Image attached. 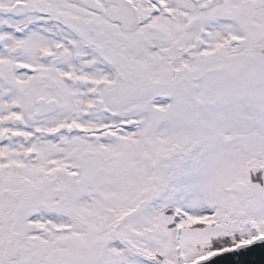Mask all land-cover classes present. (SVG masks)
Returning <instances> with one entry per match:
<instances>
[{
	"label": "snow or ice",
	"instance_id": "6c2138e0",
	"mask_svg": "<svg viewBox=\"0 0 264 264\" xmlns=\"http://www.w3.org/2000/svg\"><path fill=\"white\" fill-rule=\"evenodd\" d=\"M0 264H264V0H0Z\"/></svg>",
	"mask_w": 264,
	"mask_h": 264
},
{
	"label": "water",
	"instance_id": "95a60500",
	"mask_svg": "<svg viewBox=\"0 0 264 264\" xmlns=\"http://www.w3.org/2000/svg\"><path fill=\"white\" fill-rule=\"evenodd\" d=\"M258 253H259V249H254L252 253L250 254H246L247 258H254V259H258L259 256H258Z\"/></svg>",
	"mask_w": 264,
	"mask_h": 264
}]
</instances>
